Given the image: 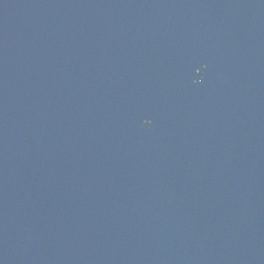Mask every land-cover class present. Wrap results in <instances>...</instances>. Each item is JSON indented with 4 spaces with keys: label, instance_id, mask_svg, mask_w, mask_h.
Returning a JSON list of instances; mask_svg holds the SVG:
<instances>
[{
    "label": "water",
    "instance_id": "95a60500",
    "mask_svg": "<svg viewBox=\"0 0 264 264\" xmlns=\"http://www.w3.org/2000/svg\"><path fill=\"white\" fill-rule=\"evenodd\" d=\"M0 264H264V0H0Z\"/></svg>",
    "mask_w": 264,
    "mask_h": 264
}]
</instances>
